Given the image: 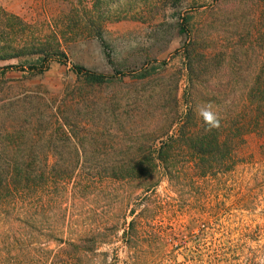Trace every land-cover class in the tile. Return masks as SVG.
I'll return each mask as SVG.
<instances>
[{
  "label": "rangeland",
  "instance_id": "374dc122",
  "mask_svg": "<svg viewBox=\"0 0 264 264\" xmlns=\"http://www.w3.org/2000/svg\"><path fill=\"white\" fill-rule=\"evenodd\" d=\"M0 6L26 24L3 39L28 47L32 39L56 38L67 57L64 64L51 57L42 73L30 67L36 54L0 61V99L42 104L43 119L56 113L72 133V146L61 134L41 140L40 153L49 141L56 151L44 180L28 198L0 208V264H264L263 139L250 140L235 166L211 168L203 178L182 168L183 153L171 179L161 167L150 178L103 174L148 165L141 161L190 107L198 118L202 108L213 111L209 98L220 101L217 90L238 101L255 77L264 79V0ZM94 10L107 19L100 32L81 20ZM73 64L107 78L92 83ZM188 64L195 65L192 80Z\"/></svg>",
  "mask_w": 264,
  "mask_h": 264
},
{
  "label": "trees",
  "instance_id": "16d2710c",
  "mask_svg": "<svg viewBox=\"0 0 264 264\" xmlns=\"http://www.w3.org/2000/svg\"><path fill=\"white\" fill-rule=\"evenodd\" d=\"M103 14L102 11H89L82 14L81 20L89 22L94 30L100 32L107 20ZM25 27L26 24L19 17L0 6V61L18 58L24 54H36L39 57L30 67L32 71L39 73L46 70L53 56L58 58V62H66V54L56 38H48L43 43H35L32 39L28 47L27 43L20 45L15 40L3 39L4 36L15 35L20 29L24 31ZM181 31L183 32L184 28H181ZM194 66L188 64L187 67L190 80L193 79L191 76ZM5 68L7 66L1 67V70ZM71 69L75 75L84 76L95 84L103 83L107 78L106 74L97 73L81 65L73 64ZM116 74L124 73L116 71ZM254 84L253 88L241 91L238 101L232 100L231 95L234 93H226L223 90H217L220 101L216 104L212 103L216 96L207 100L213 108L212 112L219 117V128L207 131L202 116L196 118L195 107H190L178 122L175 133L168 135L161 142L154 156L148 154L141 161L142 164L148 165L109 167L103 173L104 177L118 180L138 172L141 177L150 178L152 173L161 167L171 179L175 173H180V168L175 167V157L179 153L185 156L182 168L195 170L190 173L193 179L203 178L211 172V168L226 167L227 164L235 166L238 162L235 158L250 144V140H264V79L257 76ZM43 107L45 106L42 104L23 106L14 98L0 99V208L10 206L11 201H23L28 198L31 190H37L41 180H44L45 171L49 167V157L55 155L56 151L53 149L54 143L49 141L46 152L40 153L39 146L43 138L51 140L54 134H61L72 146L71 124L66 120L54 118L56 113L49 115L47 120L43 119L46 112ZM263 146L264 142L262 148ZM98 174L92 173V179L96 180V175L99 178ZM8 211L11 214L9 208ZM134 222L135 220H132L130 225Z\"/></svg>",
  "mask_w": 264,
  "mask_h": 264
},
{
  "label": "clouds",
  "instance_id": "9594fccd",
  "mask_svg": "<svg viewBox=\"0 0 264 264\" xmlns=\"http://www.w3.org/2000/svg\"><path fill=\"white\" fill-rule=\"evenodd\" d=\"M200 115L203 118L207 131H212L220 126V120L217 114H214L209 108H202Z\"/></svg>",
  "mask_w": 264,
  "mask_h": 264
}]
</instances>
